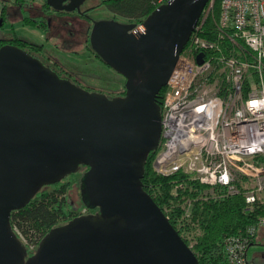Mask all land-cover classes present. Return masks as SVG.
<instances>
[{"label":"water","instance_id":"water-1","mask_svg":"<svg viewBox=\"0 0 264 264\" xmlns=\"http://www.w3.org/2000/svg\"><path fill=\"white\" fill-rule=\"evenodd\" d=\"M210 1L171 0L140 24L93 22L92 51L126 79L114 98L0 47V264H201L143 179L162 137L158 97ZM85 2L48 0L66 12ZM81 167L84 206L97 212L52 229L31 255L12 214Z\"/></svg>","mask_w":264,"mask_h":264},{"label":"built area","instance_id":"built-area-1","mask_svg":"<svg viewBox=\"0 0 264 264\" xmlns=\"http://www.w3.org/2000/svg\"><path fill=\"white\" fill-rule=\"evenodd\" d=\"M170 1L157 0L156 9ZM216 2L208 3L164 88L153 168L221 190L219 198L243 192L250 212L259 214L246 233L228 238L226 248L229 264H249L252 238L264 227V0H220L216 29L208 35ZM253 181L254 188L246 185ZM184 187L176 182L173 194ZM192 207L188 202L185 213L181 207L177 224L180 218L182 224L192 221ZM164 212L174 218L169 209ZM22 240L31 255L37 251L39 246Z\"/></svg>","mask_w":264,"mask_h":264},{"label":"trees","instance_id":"trees-1","mask_svg":"<svg viewBox=\"0 0 264 264\" xmlns=\"http://www.w3.org/2000/svg\"><path fill=\"white\" fill-rule=\"evenodd\" d=\"M7 1L9 0H3L4 8H6ZM14 1L22 3L26 0ZM104 3L110 4L117 16L127 19L130 23L140 24L156 10L157 0H104ZM220 10V0H217L206 22L208 35H212L216 29ZM2 17L5 18V12ZM24 18L27 25L44 29L47 27V21L43 18H33L28 14ZM9 43L20 47L28 45L36 51L43 48L42 45L19 37H15ZM164 91L165 89L158 97L160 104H162ZM154 156L155 152L149 156L145 169L143 183L146 191L163 210L166 204H170V201H178L184 197L194 200L192 223L198 224L203 231V235L199 237L193 249L200 263L229 264L226 248L228 238L246 233L247 228L255 224L259 210L250 212L243 192L224 198L215 197L208 200L199 198L210 188L209 186L190 180L182 173L171 177L157 174L153 168ZM176 182H184L185 187L180 188L177 195H174L172 189ZM62 186L58 183L51 186V189L44 187L26 208L12 214L11 222L14 230L28 245L39 246L52 229L78 217L74 216L75 212L69 207L68 198L64 196L65 190ZM182 211L180 206H176L173 210L174 218L171 219L172 224L178 230L175 219L181 215ZM180 234H182L181 230ZM252 239L255 241L256 238ZM186 242L189 244L187 240Z\"/></svg>","mask_w":264,"mask_h":264},{"label":"rangeland","instance_id":"rangeland-1","mask_svg":"<svg viewBox=\"0 0 264 264\" xmlns=\"http://www.w3.org/2000/svg\"><path fill=\"white\" fill-rule=\"evenodd\" d=\"M22 3H17L13 0L7 2L5 23L3 29L0 30L2 39H13L18 36L30 42L37 41L34 43L44 45L43 53L47 63L64 70L69 74L71 81L77 85L92 92L105 93L111 98L124 95L125 77L106 65L95 55L90 46V34L94 21L116 19L122 23H127V19L117 16L111 5L104 3L103 0H86L81 9L82 12L94 7V10H91L87 15H82L79 12L67 14L44 12L41 10L43 0H26ZM24 9H27L28 13H25ZM26 14L32 17L44 16L48 18L50 21L49 29L44 30L43 28L25 24L24 17ZM86 172L87 169L81 167L78 172L67 176L60 182L65 190L64 196L68 198L69 207L75 212L74 216L88 214L82 196V184ZM246 185L254 188L257 186V182L253 181ZM51 186H47L45 189L49 187L51 189ZM220 191L216 192V190L209 188L199 198L205 200L215 197L219 198V195L223 194ZM172 192H174L173 189ZM260 197L264 199V194H261ZM188 202L192 203L194 207L195 201L184 197L178 201H170L169 205H165V210L169 209V213L173 215L174 208L179 204L182 209L184 208L185 213L190 210ZM170 205H172L171 210L169 208ZM184 213H181L180 216L182 217ZM181 220L180 218L177 226L178 228L180 227L185 237L184 239L194 249L199 237L203 235V231L198 224H194L192 221L189 224H182L180 223ZM259 235L257 243L248 249L247 259L249 264H264V227L259 229Z\"/></svg>","mask_w":264,"mask_h":264},{"label":"flooded vegetation","instance_id":"flooded-vegetation-1","mask_svg":"<svg viewBox=\"0 0 264 264\" xmlns=\"http://www.w3.org/2000/svg\"><path fill=\"white\" fill-rule=\"evenodd\" d=\"M67 4V3H66ZM23 6H24V4H22ZM83 6V5H82ZM81 9H82V7H81ZM25 10V9H24ZM41 10H43L44 12H47V13H58V14H67V13H78V11H75V12H66V11H57V10H55L52 6H50L49 5V3H48V0H43V4H42V9ZM91 10H94V7H92V8H88V9H86L84 12H79V13H81L82 15H87ZM25 13H28V10L26 9L25 11H24ZM29 15V14H28ZM29 16H31V15H29ZM32 17V16H31ZM6 18V17H5ZM5 18H4V21H5ZM33 18H43L44 20H46L47 21V27L44 29V30H47V29H49V26H50V21L48 20V18H46V17H44V16H35V17H33ZM127 23H130V22H127ZM1 29H3V28H1ZM0 29V30H1ZM92 29V28H91ZM1 37V36H0ZM14 39V38H13ZM13 39H11V40H13ZM11 40L10 39H7V38H3V43H0V47L1 46H3V45H6V44H12V45H15V44H13V43H9V42H11ZM26 41H28V40H26ZM30 42V41H29ZM16 46H18V45H16ZM18 47H20V46H18ZM20 48H22V49H24V50H26V51H28L30 54H32L34 57H36V58H38V59H40L46 66H48V67H50L52 70H54L55 72H57L58 73V75L61 77V78H64V79H68V80H71V78L69 77V74L68 73H66L64 70H60V69H58L56 66H54V65H52L51 63H47V61H46V59H45V56H44V53H43V49H44V47L41 49V50H39V51H36V50H33V49H31L30 48V46H24V47H20ZM86 169V168H85ZM87 209V208H86ZM88 210V214L89 213H95V212H97V210H90V209H87Z\"/></svg>","mask_w":264,"mask_h":264},{"label":"crops","instance_id":"crops-1","mask_svg":"<svg viewBox=\"0 0 264 264\" xmlns=\"http://www.w3.org/2000/svg\"><path fill=\"white\" fill-rule=\"evenodd\" d=\"M14 1V0H13ZM8 2V1H7ZM30 2V1H29ZM4 12H5V17H6V14H7V4H6V8H4V2H3V0H0V18H2V16H3V14H4ZM4 18V17H3ZM25 21V20H24ZM25 23V22H24ZM26 24V23H25ZM36 28H38V27H36ZM16 37H18V36H16ZM7 39H10V38H7ZM12 39V38H11ZM10 39V40H11ZM24 40H26V39H24ZM34 42H37V41H34ZM33 42V43H34ZM35 44H39V43H35ZM39 45H42V44H39ZM43 47H44V45H43ZM260 237V235H259V232H258V235H257V237H256V239H255V241H254V243L252 244V246L254 245V244H256L257 243V238H259ZM264 238V237H263Z\"/></svg>","mask_w":264,"mask_h":264}]
</instances>
